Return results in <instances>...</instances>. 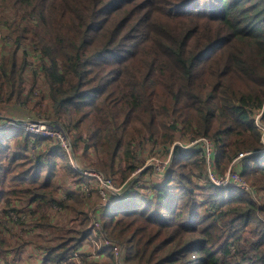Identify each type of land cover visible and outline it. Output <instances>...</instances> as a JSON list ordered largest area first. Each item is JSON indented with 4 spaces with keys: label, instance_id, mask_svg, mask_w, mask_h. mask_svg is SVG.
Returning a JSON list of instances; mask_svg holds the SVG:
<instances>
[{
    "label": "trees",
    "instance_id": "trees-1",
    "mask_svg": "<svg viewBox=\"0 0 264 264\" xmlns=\"http://www.w3.org/2000/svg\"><path fill=\"white\" fill-rule=\"evenodd\" d=\"M0 7L12 37L0 57V120L18 105L27 119L60 126L78 166L122 188L110 214L98 212L122 264H264V0ZM202 137L213 146L216 176L250 152L232 169L251 190L214 186L200 143L173 147ZM44 139L0 130V264H19L26 246L41 264L56 263L87 236L85 199L97 197L96 182ZM169 155L167 173L154 180L148 157ZM63 178L78 190L57 197ZM61 212L67 223L53 220ZM29 229L37 234L25 235ZM103 253L83 264H115L109 248Z\"/></svg>",
    "mask_w": 264,
    "mask_h": 264
},
{
    "label": "built area",
    "instance_id": "built-area-1",
    "mask_svg": "<svg viewBox=\"0 0 264 264\" xmlns=\"http://www.w3.org/2000/svg\"><path fill=\"white\" fill-rule=\"evenodd\" d=\"M1 35H3L2 43L0 45H10L12 43V37L5 33L4 27L0 26V40ZM4 122V121H3ZM50 122L44 123L39 122H24L22 124H12L11 122H4L0 124L1 129H8L9 126H16L17 128L24 129L25 132L34 134L36 136H41L42 138L54 140L60 148L67 154L68 161L71 162L73 157V147L70 141L69 136L63 131L60 126L51 127ZM196 143H200L204 150V159H205V170L208 180L215 186H237L243 190H251L248 184L240 178L236 170H231L230 167L221 176H216L212 170V160L214 157L213 146L207 138H199L190 142L189 144L183 145L181 142L176 141L174 145L179 146L180 148H187ZM247 153H239L231 161V166L235 165L237 161L249 155ZM76 162V160H75ZM77 163V162H76ZM72 169L88 178L95 180L97 185V198L100 202L95 207L92 208L91 212H88L89 223L86 227L87 236L84 239L82 245L76 250L72 251L70 255L56 263L48 264H83L85 261H93L103 259L104 248H109L114 256L115 264H122L121 257L123 252L121 251V246L108 238L101 230V223L98 219V212L111 203L113 199L118 196L121 187L116 186L113 180L104 177L100 172L92 170H83L80 167L70 164ZM150 165L152 167V178L154 180H160L167 173L168 167L170 165V155L165 159H159L157 157H152L146 162L145 167ZM143 169V168H142ZM139 171V170H138ZM137 171V172H138ZM136 172V173H137ZM96 210H99L96 212Z\"/></svg>",
    "mask_w": 264,
    "mask_h": 264
},
{
    "label": "rangeland",
    "instance_id": "rangeland-1",
    "mask_svg": "<svg viewBox=\"0 0 264 264\" xmlns=\"http://www.w3.org/2000/svg\"><path fill=\"white\" fill-rule=\"evenodd\" d=\"M0 15L1 16H4L5 15V10L2 8V10H1V7H0ZM4 17H7V18H11V16H10V14H7V15H5ZM2 25V23H0V26ZM5 33H7L6 32V28H5ZM2 38H3V35H1V40H0V44L2 43ZM3 45V44H2ZM2 45H0V57H1V53H2ZM19 53H21L20 52V49L18 50V57L20 58V55H19ZM29 85V83L28 82H26L25 83V87L27 88V87H29L28 86ZM33 95H35V96H37V99L39 100V101H41V103H39L40 105H41V107H44V105H45V103H47V97L46 98H44V95L39 91V87H37L35 90H34V92H33ZM34 100H36V99H34ZM11 112H7V113H9V115L8 116H4L3 118H4V122H11V125L12 124H22V123H24V122H39V121H41V122H43L44 121V123H47V122H49L48 120H46V119H36V120H33V119H27V118H29L28 117V115H26L25 116V113H24V111L25 110H23V109H20L19 108V106L17 105V106H15V107H11ZM2 120H0V124H2V123H4ZM54 123V122H53ZM9 126V129H17V127L16 126ZM0 130H1V128H0ZM21 130H23L24 131V129H21ZM32 135H34V134H32ZM68 135V134H67ZM41 137V136H40ZM70 137V136H69ZM42 138V137H41ZM45 141L46 140H48V139H44ZM70 141H71V138H70ZM179 142H183V141H179ZM62 149V148H61ZM31 150H34L33 148L31 149ZM66 154V153H65ZM66 156H67V154H66ZM73 157L74 158H71L72 160H71V162L70 161H68V164H73L74 166H77V167H79L78 166V164L75 162V156H74V150H73ZM149 159H150V156L148 157ZM148 159V160H149ZM160 159V158H159ZM148 160L146 161V162H148ZM242 159H240L239 161H237L236 163H235V165L236 164H240V161H241ZM71 166V165H70ZM230 167V169L232 170V166L230 165L229 166ZM229 167L227 168V170L229 169ZM72 168V167H71ZM227 170H225V172H227ZM60 172L61 173H63L64 174V170H60ZM148 176V175H147ZM70 177V175H68V178ZM240 178H242L243 180H244V178L243 177H241L240 176ZM64 182H66L67 181V179L66 178H63L62 179ZM245 181V180H244ZM68 182V181H67ZM248 183V182H247ZM6 184H8V186L11 188H13L14 186L13 185H15V184H13L12 182H10V181H7L6 182ZM72 185H74V184H72ZM71 185V186H72ZM70 186V187H71ZM215 186V185H214ZM69 187V188H70ZM216 187H219V188H225V187H228V186H216ZM122 189V188H121ZM73 190H78V187L77 186H73ZM122 193V191L120 190L119 191V193L118 194H121ZM61 194V193H60ZM57 197H60V195L58 194V196ZM100 202V200L96 197V195H94V197H92V199L89 201V205H88V207L85 209L86 210V212H91L93 209H92V204H98ZM20 203H18V205H19ZM110 210H111V208H110V206H107V207H105V208H102L99 212H104V213H106V214H110ZM54 212V211H53ZM53 220H57V221H61V222H64V223H67L68 222V220H67V218L64 216V214H62V212L61 213H59L57 216H53ZM73 225V224H72ZM66 226V225H65ZM15 231L18 233V231L15 229ZM29 232H32L31 234L32 235H35V234H37V231H35V232H33V231H30V229H29V231H28V233ZM19 235H21V233H18ZM45 234H50V231H48V232H46ZM22 262V263H21ZM18 263L19 264H23L24 263V261H23V259H22V256H20V258L18 259Z\"/></svg>",
    "mask_w": 264,
    "mask_h": 264
},
{
    "label": "crops",
    "instance_id": "crops-1",
    "mask_svg": "<svg viewBox=\"0 0 264 264\" xmlns=\"http://www.w3.org/2000/svg\"><path fill=\"white\" fill-rule=\"evenodd\" d=\"M71 185H72L71 183L66 181L63 184V188L59 191L58 194L60 195V193L62 194L63 192H65L68 189H70L72 191L73 190V185L72 186ZM92 197H94V194L91 195L90 197H87L85 200H88V202H89L92 199ZM87 207H88V205H87ZM87 207H85V208H87ZM19 233H21V231H19ZM31 233L32 232H29V233L25 232V235L34 236ZM21 256H22V259L24 261L23 264H41V258L39 256V253L36 254V252L33 250V248L31 246H26L24 248V251L22 252Z\"/></svg>",
    "mask_w": 264,
    "mask_h": 264
},
{
    "label": "water",
    "instance_id": "water-1",
    "mask_svg": "<svg viewBox=\"0 0 264 264\" xmlns=\"http://www.w3.org/2000/svg\"><path fill=\"white\" fill-rule=\"evenodd\" d=\"M263 143H264V139H263ZM173 147H174V146H173ZM260 152H262V151H260ZM252 154H254V153H252ZM164 176H165V175H164ZM118 196H119V194H118ZM118 196H117V197H118Z\"/></svg>",
    "mask_w": 264,
    "mask_h": 264
}]
</instances>
